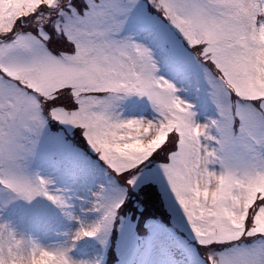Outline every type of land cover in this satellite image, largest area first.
<instances>
[{
  "label": "snow or ice",
  "instance_id": "snow-or-ice-1",
  "mask_svg": "<svg viewBox=\"0 0 264 264\" xmlns=\"http://www.w3.org/2000/svg\"><path fill=\"white\" fill-rule=\"evenodd\" d=\"M0 264H264V0H0Z\"/></svg>",
  "mask_w": 264,
  "mask_h": 264
}]
</instances>
